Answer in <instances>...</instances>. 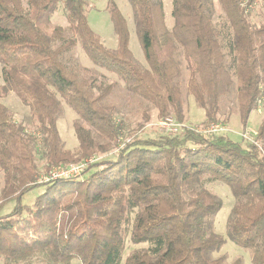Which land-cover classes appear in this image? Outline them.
Masks as SVG:
<instances>
[{
    "label": "trees",
    "instance_id": "1",
    "mask_svg": "<svg viewBox=\"0 0 264 264\" xmlns=\"http://www.w3.org/2000/svg\"><path fill=\"white\" fill-rule=\"evenodd\" d=\"M127 1L146 66L129 48L127 22L114 0L107 3L117 38L113 49L88 23L89 0H0V98L13 92L33 120L27 132L0 101V259L5 264H120L129 237L147 246L132 251L124 264H223V257L212 256L225 243L213 231L222 202L205 188L219 181L234 198L226 238L250 252L251 264H264L260 147L190 127L121 142L114 108L104 102L116 82L103 84L64 60L79 46L93 65L155 106L160 117L173 112L182 121L175 57L180 46L189 69L187 90L204 108L206 123L219 121L220 100L235 78L245 128L264 96V24H251L247 11L256 0H218L225 20L219 31L211 20V0H171V28L161 0ZM59 6L66 27L51 22ZM58 97L77 114L76 152L63 148ZM263 138L264 117L255 140ZM38 150L42 169L35 160ZM114 150L112 157L91 160ZM88 160L82 177L38 181L53 167ZM36 188L42 191L32 203H23ZM8 203L11 210L2 213ZM231 264L243 262L237 258Z\"/></svg>",
    "mask_w": 264,
    "mask_h": 264
},
{
    "label": "rangeland",
    "instance_id": "2",
    "mask_svg": "<svg viewBox=\"0 0 264 264\" xmlns=\"http://www.w3.org/2000/svg\"><path fill=\"white\" fill-rule=\"evenodd\" d=\"M117 7L126 19L129 30V48L134 58L142 65L146 66L143 53L136 37L132 9L127 0H114ZM165 15V23L168 28L173 25L172 1L161 0ZM108 0H89L88 7V23L91 29L100 36L103 44L110 49L117 45V38L114 33L113 23L107 10ZM211 20L215 30H221L225 25L223 13L221 12L218 0H211ZM248 19L251 24L260 26L264 24V2L256 0L251 6L247 8ZM54 25L62 27L67 26V17L63 6H59L57 11L51 18ZM176 60L179 63L181 74L179 78L180 92L182 99V121H178L173 112H169L166 118H171V126L176 128L177 132L182 131L184 127H190L196 131L205 134L227 135L233 140L245 144L247 142L256 143L264 155V138L262 140H255L259 125L264 117V96L259 102L257 110H253L248 118L246 127L243 128L239 110H238V96H237V82L234 78V85L230 92L220 100V109L217 115V123H206L205 110L200 107L192 94L187 90L189 80V69L184 60L183 50L178 46L175 54ZM64 60L69 65H75L79 68L86 69L87 75H92L98 80H102L103 84L106 82H116V87L105 98L104 102L107 105L113 106V119L115 123L121 126L120 141H126L131 137L138 139L157 138L163 134L173 132L166 126L160 125V122L166 118L159 116L158 110L149 102L140 97L130 94L117 77L105 70L93 65L87 56L84 54L79 46H75L65 56ZM0 84L1 66H0ZM60 112L57 118V129L60 138L63 142L65 150L76 152L79 146L76 133L74 131V123L77 120L75 111L67 105L60 97ZM1 103L8 107L13 114V120L21 124L27 132L33 129V120L31 119L28 107L23 105L18 97L13 92H8L5 96L0 98ZM216 126L215 132H210V127ZM175 133V132H174ZM115 150L110 154H96L91 157L92 162L100 159L102 156L112 157ZM35 160L37 166L42 169L44 159L41 156V151H35ZM82 177V174H81ZM4 187V176L0 169V196ZM205 188L218 197L222 206L220 210L213 216V231L222 236L225 243L221 248L215 251L213 257H223V264H231L235 259L240 258L243 264H251L250 252L244 248L235 245L226 238V222L228 215L234 205V198L229 187L219 181L211 182ZM42 189L36 188L28 192L24 198L23 203L31 204L35 196L41 192ZM12 203H8L2 213H7L11 210ZM133 215V214H132ZM147 244H133L129 237L126 238L124 250L120 264H124L125 258L134 250L145 248ZM72 264H77V261H72ZM0 264H5L3 259H0ZM28 264V263H20ZM31 264H60L51 260L34 261Z\"/></svg>",
    "mask_w": 264,
    "mask_h": 264
},
{
    "label": "built area",
    "instance_id": "3",
    "mask_svg": "<svg viewBox=\"0 0 264 264\" xmlns=\"http://www.w3.org/2000/svg\"><path fill=\"white\" fill-rule=\"evenodd\" d=\"M171 118H166L164 121L160 122V125L170 127L169 129L173 132H176L177 129L171 126ZM216 126L212 125L210 127V132H215ZM91 162V160L80 162L76 164H70L68 166H58L53 167L47 173L40 175L39 182H48L50 180H55L59 178H79L85 170L86 165Z\"/></svg>",
    "mask_w": 264,
    "mask_h": 264
}]
</instances>
